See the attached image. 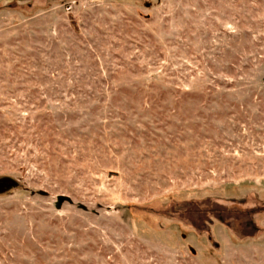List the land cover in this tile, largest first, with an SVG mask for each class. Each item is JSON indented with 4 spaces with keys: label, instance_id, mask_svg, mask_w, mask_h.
<instances>
[{
    "label": "rangeland",
    "instance_id": "1",
    "mask_svg": "<svg viewBox=\"0 0 264 264\" xmlns=\"http://www.w3.org/2000/svg\"><path fill=\"white\" fill-rule=\"evenodd\" d=\"M0 264H264V0H0Z\"/></svg>",
    "mask_w": 264,
    "mask_h": 264
},
{
    "label": "water",
    "instance_id": "2",
    "mask_svg": "<svg viewBox=\"0 0 264 264\" xmlns=\"http://www.w3.org/2000/svg\"><path fill=\"white\" fill-rule=\"evenodd\" d=\"M65 201H69V199L67 197L64 196H60L57 199V206H60L61 203L65 202Z\"/></svg>",
    "mask_w": 264,
    "mask_h": 264
}]
</instances>
